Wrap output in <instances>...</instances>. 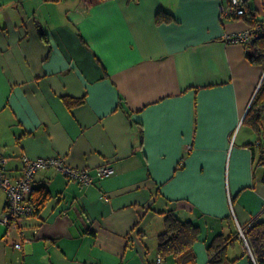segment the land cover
Returning a JSON list of instances; mask_svg holds the SVG:
<instances>
[{"label": "crops", "instance_id": "obj_1", "mask_svg": "<svg viewBox=\"0 0 264 264\" xmlns=\"http://www.w3.org/2000/svg\"><path fill=\"white\" fill-rule=\"evenodd\" d=\"M244 6L242 16L228 0H103L89 9L82 0H0L9 174L23 175L25 157L57 156L94 177L83 185L39 170L33 189L52 197L21 228L0 221V264H176L158 250L169 212L201 227L192 264H209L216 234L264 220V117L262 136L244 122L264 64L232 40L252 28L251 9L264 21V0ZM159 12L173 19L157 22ZM99 167L114 174L101 177ZM6 211L0 190V218ZM227 255L253 264L241 237Z\"/></svg>", "mask_w": 264, "mask_h": 264}, {"label": "trees", "instance_id": "obj_2", "mask_svg": "<svg viewBox=\"0 0 264 264\" xmlns=\"http://www.w3.org/2000/svg\"><path fill=\"white\" fill-rule=\"evenodd\" d=\"M103 0H82L87 9L102 2ZM245 1V5L246 2ZM246 9V7H245ZM246 11V10H245ZM245 15V14H244ZM243 16V15H242ZM173 15L167 12H159L157 22L171 21ZM248 20L252 28L258 24L263 25V30L259 31L252 40L247 42L249 49H253L248 53L251 61L264 64V21H259L257 15L249 11ZM69 105L78 104L82 99H66ZM264 117V80L255 94L250 108L247 112L244 122L249 124L259 135L262 136L261 120ZM261 160L264 162V154ZM52 195L46 186H39L33 189L30 195V204L34 209V215H39ZM229 219V218H227ZM230 221V220H228ZM247 243L251 248L255 260L251 258L253 264H264V220H254L245 228ZM201 227L192 220H183L177 213L169 212L165 214L164 230L158 236V250L161 257L173 256L176 264H192L196 255L193 251L194 244L200 239ZM240 238L237 230L231 236H227L224 232L216 234L208 245L209 264H233L227 255L229 246L234 243L236 237ZM242 238V237H241ZM245 242V240L242 238ZM245 242V244L247 245Z\"/></svg>", "mask_w": 264, "mask_h": 264}, {"label": "built area", "instance_id": "obj_3", "mask_svg": "<svg viewBox=\"0 0 264 264\" xmlns=\"http://www.w3.org/2000/svg\"><path fill=\"white\" fill-rule=\"evenodd\" d=\"M246 0H228L229 4L235 10V14H245ZM262 24L249 29L232 38L233 41L249 42L256 37V34L263 29ZM8 157L0 154V190H4L7 194V211L6 214L0 218V221L5 224L7 231L10 232L12 228H21L22 221L34 215V209L30 204L29 197L33 190V181L36 173L41 169L55 168L65 175L70 180L78 181L83 185L93 183L94 177L91 175L89 169L73 167L65 163L60 157H49L40 159H29L25 157L24 173L21 177L13 179L8 172ZM101 177H107L114 174V168L99 167L98 169ZM109 200V196L103 194L102 197ZM240 236L247 243L245 229L239 225ZM16 247L21 248L22 244H16ZM251 257L255 260V256L247 243Z\"/></svg>", "mask_w": 264, "mask_h": 264}, {"label": "water", "instance_id": "obj_4", "mask_svg": "<svg viewBox=\"0 0 264 264\" xmlns=\"http://www.w3.org/2000/svg\"><path fill=\"white\" fill-rule=\"evenodd\" d=\"M39 30L43 32V29L40 27ZM252 43H254V39L252 40Z\"/></svg>", "mask_w": 264, "mask_h": 264}, {"label": "rangeland", "instance_id": "obj_5", "mask_svg": "<svg viewBox=\"0 0 264 264\" xmlns=\"http://www.w3.org/2000/svg\"><path fill=\"white\" fill-rule=\"evenodd\" d=\"M38 159H40V158H38ZM66 163V162H65Z\"/></svg>", "mask_w": 264, "mask_h": 264}, {"label": "bare ground", "instance_id": "obj_6", "mask_svg": "<svg viewBox=\"0 0 264 264\" xmlns=\"http://www.w3.org/2000/svg\"><path fill=\"white\" fill-rule=\"evenodd\" d=\"M40 28V27H39ZM44 31V30H43Z\"/></svg>", "mask_w": 264, "mask_h": 264}]
</instances>
